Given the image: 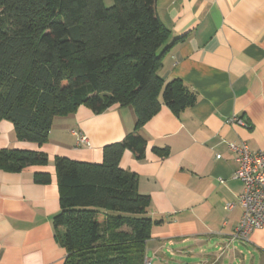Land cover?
I'll list each match as a JSON object with an SVG mask.
<instances>
[{
  "label": "crops",
  "instance_id": "crops-1",
  "mask_svg": "<svg viewBox=\"0 0 264 264\" xmlns=\"http://www.w3.org/2000/svg\"><path fill=\"white\" fill-rule=\"evenodd\" d=\"M155 10L170 32L158 75L180 80L196 102L178 113L162 106L139 130L144 159L128 151L120 159V168L136 176L138 193L149 198L145 260L264 264V227L247 241L233 238L242 184L228 149L244 142L252 152L264 151V0H156ZM135 121L131 107L95 114L81 105L55 118L38 145L18 140L13 124L0 120V151L43 152L48 159L20 171L0 166V264L64 263L53 225L60 211L54 160L101 163L103 147L122 141ZM79 134L90 147L77 145ZM43 174L47 180L38 182Z\"/></svg>",
  "mask_w": 264,
  "mask_h": 264
},
{
  "label": "trees",
  "instance_id": "trees-1",
  "mask_svg": "<svg viewBox=\"0 0 264 264\" xmlns=\"http://www.w3.org/2000/svg\"><path fill=\"white\" fill-rule=\"evenodd\" d=\"M155 3L0 0V120L13 124L18 140L46 143L54 119L81 105L95 114L114 105L135 114L133 131L104 146L101 163L54 160L60 211L53 225L66 252L63 264L145 261L149 198L138 193L136 176L120 168V159L126 151L144 159L139 130L162 106L178 113L196 102L180 80L158 75L170 32ZM47 160L43 152L0 151V166L17 171Z\"/></svg>",
  "mask_w": 264,
  "mask_h": 264
},
{
  "label": "built area",
  "instance_id": "built-area-1",
  "mask_svg": "<svg viewBox=\"0 0 264 264\" xmlns=\"http://www.w3.org/2000/svg\"><path fill=\"white\" fill-rule=\"evenodd\" d=\"M238 125L245 126L241 119H233ZM77 145L90 147L85 135H77ZM228 149L235 154L238 164L233 177L242 184L237 204L242 210L241 219L234 231L233 238L247 241L250 234L264 227V151L252 152L244 142L229 144ZM233 205L229 206L231 209ZM143 264H150L145 260Z\"/></svg>",
  "mask_w": 264,
  "mask_h": 264
},
{
  "label": "rangeland",
  "instance_id": "rangeland-1",
  "mask_svg": "<svg viewBox=\"0 0 264 264\" xmlns=\"http://www.w3.org/2000/svg\"><path fill=\"white\" fill-rule=\"evenodd\" d=\"M109 2L107 1V4H108ZM146 253H147V251H146ZM147 257H149V258H152V255H147ZM185 263V260L184 259H182V264H184ZM153 264H163V263H161V262H159V261H157V260H153ZM178 264V263H177Z\"/></svg>",
  "mask_w": 264,
  "mask_h": 264
}]
</instances>
